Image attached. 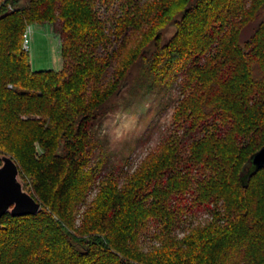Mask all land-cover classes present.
<instances>
[{
    "label": "trees",
    "instance_id": "obj_1",
    "mask_svg": "<svg viewBox=\"0 0 264 264\" xmlns=\"http://www.w3.org/2000/svg\"><path fill=\"white\" fill-rule=\"evenodd\" d=\"M33 23L61 69L32 68ZM174 87L157 147L104 173L97 122ZM263 146L264 0H0V154L42 205L0 218V264H264Z\"/></svg>",
    "mask_w": 264,
    "mask_h": 264
},
{
    "label": "rangeland",
    "instance_id": "obj_2",
    "mask_svg": "<svg viewBox=\"0 0 264 264\" xmlns=\"http://www.w3.org/2000/svg\"><path fill=\"white\" fill-rule=\"evenodd\" d=\"M109 13L105 15L110 18L113 12L110 10ZM28 28L27 52L32 68L61 69L63 58L60 35L48 23H33ZM125 98L118 100L114 108L95 126L101 144L96 148L94 157L96 160L107 155L104 173H120L123 169L133 172L145 156L157 147L171 127L179 90L174 87L166 92L144 91L135 97L132 95ZM207 217L208 214L200 210L192 219L197 223Z\"/></svg>",
    "mask_w": 264,
    "mask_h": 264
},
{
    "label": "water",
    "instance_id": "obj_3",
    "mask_svg": "<svg viewBox=\"0 0 264 264\" xmlns=\"http://www.w3.org/2000/svg\"><path fill=\"white\" fill-rule=\"evenodd\" d=\"M252 166H264V146L251 158ZM42 205L24 188L20 169L13 157L0 154V218L7 213L13 216L35 215Z\"/></svg>",
    "mask_w": 264,
    "mask_h": 264
},
{
    "label": "built area",
    "instance_id": "obj_4",
    "mask_svg": "<svg viewBox=\"0 0 264 264\" xmlns=\"http://www.w3.org/2000/svg\"><path fill=\"white\" fill-rule=\"evenodd\" d=\"M23 49L29 51V28L24 33Z\"/></svg>",
    "mask_w": 264,
    "mask_h": 264
}]
</instances>
